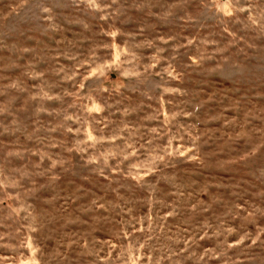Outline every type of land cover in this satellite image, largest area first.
Listing matches in <instances>:
<instances>
[{"label":"rangeland","instance_id":"obj_1","mask_svg":"<svg viewBox=\"0 0 264 264\" xmlns=\"http://www.w3.org/2000/svg\"><path fill=\"white\" fill-rule=\"evenodd\" d=\"M0 264H264V0H0Z\"/></svg>","mask_w":264,"mask_h":264}]
</instances>
